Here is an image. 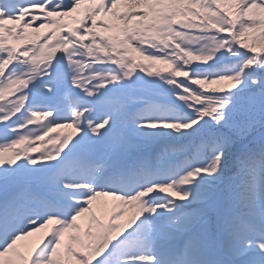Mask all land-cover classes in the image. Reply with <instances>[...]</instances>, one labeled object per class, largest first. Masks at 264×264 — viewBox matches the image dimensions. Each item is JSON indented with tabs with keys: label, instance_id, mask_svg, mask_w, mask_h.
Returning <instances> with one entry per match:
<instances>
[{
	"label": "snow or ice",
	"instance_id": "obj_1",
	"mask_svg": "<svg viewBox=\"0 0 264 264\" xmlns=\"http://www.w3.org/2000/svg\"><path fill=\"white\" fill-rule=\"evenodd\" d=\"M0 264H264V0H0Z\"/></svg>",
	"mask_w": 264,
	"mask_h": 264
},
{
	"label": "rangeland",
	"instance_id": "obj_2",
	"mask_svg": "<svg viewBox=\"0 0 264 264\" xmlns=\"http://www.w3.org/2000/svg\"><path fill=\"white\" fill-rule=\"evenodd\" d=\"M66 132H74V129L69 128V127H59V128H57V129L54 131V133H66ZM45 143H46V145H47V140H45ZM37 235H39V234H37ZM31 238H32V237H31ZM31 238H29V241H31V242L34 243V241H32ZM21 243H25V242H21Z\"/></svg>",
	"mask_w": 264,
	"mask_h": 264
}]
</instances>
